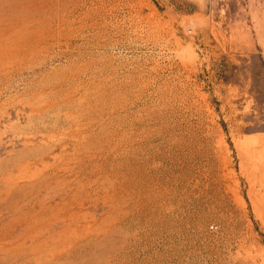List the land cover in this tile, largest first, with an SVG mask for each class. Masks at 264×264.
Segmentation results:
<instances>
[{
    "label": "rangeland",
    "instance_id": "374dc122",
    "mask_svg": "<svg viewBox=\"0 0 264 264\" xmlns=\"http://www.w3.org/2000/svg\"><path fill=\"white\" fill-rule=\"evenodd\" d=\"M0 264H264V0H0Z\"/></svg>",
    "mask_w": 264,
    "mask_h": 264
}]
</instances>
